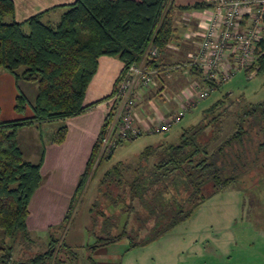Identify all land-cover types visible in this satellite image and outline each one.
<instances>
[{
    "label": "trees",
    "instance_id": "1",
    "mask_svg": "<svg viewBox=\"0 0 264 264\" xmlns=\"http://www.w3.org/2000/svg\"><path fill=\"white\" fill-rule=\"evenodd\" d=\"M212 5L208 1L177 6L175 0H75L61 6L64 10L56 20L48 18L49 13L57 9L53 7L25 21H18L14 0H0V70L12 73L16 80L38 84L34 103L30 104L26 96L20 93L14 106L18 113H25L28 105H31V116L0 119V263L7 264L13 259V241L16 237H29L27 219L30 201L42 181V162L35 163L24 157L18 142V130L33 122H64L101 105L106 112L105 120L88 166L80 177L76 191L81 190L101 149V137L113 118L117 104L116 85L126 68L140 61L151 43L164 49L173 41L176 30L174 17L178 8ZM258 44L260 50L256 60L243 70L248 77L251 74V78L258 74L264 76V43L260 41ZM104 55L118 56L123 63L122 70L111 94L85 103L87 89L98 71L100 57ZM156 64L163 65L159 57L149 62L150 66ZM193 68L201 75L198 68ZM207 81L215 88L220 85L212 80ZM223 104L224 99L204 110L205 118L212 117L208 126L210 123L216 127L221 125L222 113L219 111ZM240 108L235 113L224 109L228 116H233L234 129L215 148H211L210 142L199 140L200 129L184 128L177 143L159 142L146 147V157L142 159L156 157V161L141 176L129 181L122 173H107L106 176L116 183L117 188L129 184L126 194L132 206L134 200L142 204L146 202V192L161 183L166 184L165 190L163 187L153 192L162 195L156 196L158 201L163 202L162 211L170 199L176 200L173 192L170 197L163 198V195L169 192L170 186L176 193L181 183L191 190L187 201L196 202L189 208L179 203L178 209L172 212V218L166 216L165 221L160 220L161 217L165 218L164 215L159 217L154 212L152 230L140 242L134 240L126 219L121 233L102 238L96 246L108 245L125 237L131 240L130 246L146 244L189 218L203 201L235 185L243 175L248 173L246 177L253 179V167L264 157V100L249 102ZM67 131L66 124L60 125L53 132V141L62 143ZM217 139L215 134L212 141ZM124 142L119 141L118 146ZM115 150L107 154V158H111ZM103 155H100L95 169ZM210 182L214 190L206 196L204 186ZM124 194V190L123 193L118 192L112 205L125 204ZM53 247L54 250L49 249L35 256L30 263L51 259L55 251Z\"/></svg>",
    "mask_w": 264,
    "mask_h": 264
},
{
    "label": "rangeland",
    "instance_id": "2",
    "mask_svg": "<svg viewBox=\"0 0 264 264\" xmlns=\"http://www.w3.org/2000/svg\"><path fill=\"white\" fill-rule=\"evenodd\" d=\"M63 10L64 7H57L49 13L48 18L58 19ZM187 21L196 27L193 29H199V18ZM191 40L197 43L196 48H198L201 37L192 35ZM168 46L160 49L159 58L171 55L170 52L163 54L167 49L172 50ZM186 46L190 49L189 58L168 57L170 61L175 62L165 67L167 72H181L182 74L190 66L191 53H194L195 48L193 49L190 43ZM233 63L235 64V61ZM165 65L159 67L158 83L147 94L155 100L157 97H163L166 104L170 102L171 107H167L166 114H161V111H151L155 110L154 104L151 103L152 109L146 108L147 115L139 114L138 119L146 116L145 121L153 124L169 118L182 103L177 102L176 96L183 97L185 99L183 102L187 101L185 115L168 132H145L138 138L119 145L111 158H107V154L104 153L95 169L100 156L98 153L82 189L72 190L67 196L68 201L61 202L62 206L57 214L55 210L56 216L64 213L61 220L53 223L51 217L41 209L42 215L39 217V223L34 226L31 223V228L28 226L29 237L24 239L19 236L13 241V259L7 264L17 262H24L17 264H264V222L259 218L256 221L254 215L257 211L259 214L264 212V180H261L264 179V157L260 163L256 164V167H253V179L246 177L247 173L235 185L214 193L198 205L192 215L176 225L173 230L143 245L130 246L131 240L125 237L108 245L96 246L98 241L103 240L102 238L110 234L113 236L121 233L126 219H128V227L134 240L140 242L149 230H152L155 214L159 217L161 214L164 215L165 218L161 217L160 220L165 221L166 216L169 219L172 218V212L178 209L179 203L189 208L196 202L187 201L191 190L181 183L179 191L175 193L174 188L170 186L169 192L163 195V198L164 196L165 198L170 197L173 192L176 200L170 199L162 211L163 202L156 198L162 195L153 192L163 187L165 190L166 184L161 183L154 186L152 191L146 192V202L142 204L139 200H134L132 206L130 197L126 194L129 184L117 188L116 183L106 176L107 173L109 174L110 171L122 173L123 176L128 177L129 181L141 176L156 161V157L143 160V157H146L145 147L156 145L159 142L177 143L184 128L200 129L199 140L203 143L210 142L211 148H215L234 129L233 116H228L226 110L231 113L239 112L240 106L244 104L264 100V76L262 74L251 78L245 71L240 70L227 81L220 83L206 98L197 101L195 98L197 94L192 89L194 85L189 83L187 76L185 82L179 76L180 73L175 78L173 77L172 80H174H171L169 84L165 82L164 77L168 76L163 70ZM158 85L160 88L154 89ZM154 94L159 96L155 97ZM140 99L138 108L142 106ZM223 99V108L219 111L222 113L221 125L216 127L210 123L208 126L212 117L205 118L204 110ZM28 107L32 110L31 105ZM215 134L218 139L212 141ZM79 180L80 178H78V183ZM246 185L247 187H244ZM123 190L125 204L112 205L114 196L118 195V192L123 193ZM213 190L211 182L204 186L206 196L211 195ZM68 213L70 216L66 219ZM53 246H55V251L51 259L45 258L37 263H30L35 256L49 249L52 251Z\"/></svg>",
    "mask_w": 264,
    "mask_h": 264
},
{
    "label": "crops",
    "instance_id": "3",
    "mask_svg": "<svg viewBox=\"0 0 264 264\" xmlns=\"http://www.w3.org/2000/svg\"><path fill=\"white\" fill-rule=\"evenodd\" d=\"M74 1L75 0H14L16 6L15 16L18 21H25L37 13L53 7L70 4ZM200 1L213 3V0H175V4L177 6H186ZM192 9L193 8H178L174 17L176 28L175 37L168 46L172 48V50L168 51L169 49H167L163 52V54L166 52L168 54V52H170L171 55L160 57V63L163 65L166 64L163 66V70L168 74V76L164 77L167 84L170 83L173 77L175 78L178 76V73H180L179 76L183 78L182 81L184 80L185 82L187 76L189 83L194 86H201L205 83L204 78L196 73L193 67H188L182 74L181 72L169 73L165 69L169 64L175 62L170 61L168 57L174 59L182 57L183 59L189 58L188 54H190V49L186 46L187 44L190 43L193 45V49L195 48L194 52L197 49L196 45L191 40L193 28L196 27L192 26V24L187 21L192 20V18L197 20V17L191 15ZM189 48H191V46H189ZM122 67L123 63L118 56L104 55L100 57L98 71L86 92L85 103L95 102L111 94ZM159 88L160 86L158 85L154 89ZM151 89L145 91L141 96V108H138V105L136 106L135 116L139 121L143 119L141 121L146 122V116L140 119H138V116L139 114L141 116L146 114V108L148 110L152 109L151 103H153L155 107V110L151 111H161V114H166L167 107L170 106V102L166 104L163 97H157L159 95L154 94L153 96L157 97V100L154 98L152 99V96L147 94ZM37 92L38 84L36 82L23 79L16 80L12 73L0 70V119L13 120L31 116L33 112L29 107H27L25 113H18L14 109L16 97L20 93H23L28 102L32 104L35 101ZM153 100H155V102ZM163 105H165L166 108ZM105 115V109L101 105H97L81 114L66 119L64 122H33L22 126L18 130V142L24 157L35 163L42 162V181L34 192L29 206L30 213L27 219L29 228H31V223L33 224L32 226L39 223V217L42 215L41 209H43V211L45 210L44 212L47 216L51 217L53 223L61 220V216H63L64 213H62L61 216H56L54 214L55 210H57V214L62 206L61 202L63 200L68 201L69 198L67 196H69L72 190H76L78 178H80L88 166L94 145L100 134L102 123L104 124ZM62 124H66L68 128L67 135L62 143H56L53 141V132ZM146 147H148V145ZM254 215L256 216V221H258L257 218H259L264 222V212L259 214L257 211L254 212ZM175 227L176 226H174V228Z\"/></svg>",
    "mask_w": 264,
    "mask_h": 264
},
{
    "label": "built area",
    "instance_id": "4",
    "mask_svg": "<svg viewBox=\"0 0 264 264\" xmlns=\"http://www.w3.org/2000/svg\"><path fill=\"white\" fill-rule=\"evenodd\" d=\"M192 10L191 15L199 18V29H194L192 35L200 36L201 43L196 52L191 53L189 67L198 68L205 81L201 86H192L198 101L215 89L207 80L220 84L256 60L260 50L258 43H264V0H213L212 7ZM160 54V48L151 43L143 58L130 64L118 81L117 104L101 137L100 155L113 152L119 141L134 140L145 132H168L185 115L187 101L183 102V97L176 96L177 102L182 103L169 118L153 124L136 119L134 111L138 100L158 83L157 72L161 65L150 66L149 62Z\"/></svg>",
    "mask_w": 264,
    "mask_h": 264
},
{
    "label": "flooded vegetation",
    "instance_id": "5",
    "mask_svg": "<svg viewBox=\"0 0 264 264\" xmlns=\"http://www.w3.org/2000/svg\"><path fill=\"white\" fill-rule=\"evenodd\" d=\"M54 250V249H53Z\"/></svg>",
    "mask_w": 264,
    "mask_h": 264
}]
</instances>
